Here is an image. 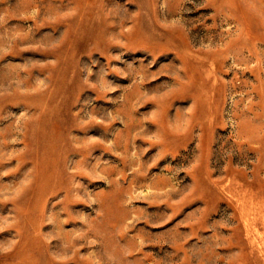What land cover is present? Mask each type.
<instances>
[{
    "label": "rangeland",
    "instance_id": "374dc122",
    "mask_svg": "<svg viewBox=\"0 0 264 264\" xmlns=\"http://www.w3.org/2000/svg\"><path fill=\"white\" fill-rule=\"evenodd\" d=\"M0 264H264V0H0Z\"/></svg>",
    "mask_w": 264,
    "mask_h": 264
}]
</instances>
